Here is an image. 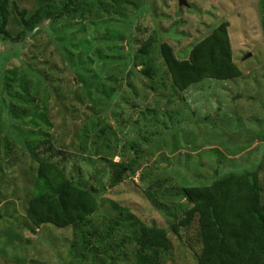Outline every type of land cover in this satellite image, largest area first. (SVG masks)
<instances>
[{
  "label": "rangeland",
  "instance_id": "374dc122",
  "mask_svg": "<svg viewBox=\"0 0 264 264\" xmlns=\"http://www.w3.org/2000/svg\"><path fill=\"white\" fill-rule=\"evenodd\" d=\"M77 2L78 16L0 41V264H79L74 229L27 219L41 162L97 192L94 264L136 262L119 209L165 232L166 264H196L198 218L171 232L190 208L184 188L257 171L264 204V0ZM223 22L241 78L179 92L160 45L187 58Z\"/></svg>",
  "mask_w": 264,
  "mask_h": 264
},
{
  "label": "trees",
  "instance_id": "16d2710c",
  "mask_svg": "<svg viewBox=\"0 0 264 264\" xmlns=\"http://www.w3.org/2000/svg\"><path fill=\"white\" fill-rule=\"evenodd\" d=\"M24 1H35L31 11L21 8L18 0H0V41L22 44L44 21L78 16L77 0ZM159 49L174 87L182 93L207 80L231 81L242 76L233 60L227 22L196 43L187 58L179 59L167 43ZM183 197L190 208L171 226V232L179 236L181 228H188L198 218L202 250L196 264H264V204L257 171L230 172L211 185L186 187ZM98 208L99 196L93 188H81L50 164L40 163L27 219L35 229L45 225L74 229L80 240L79 264L98 260V249L90 241L91 218ZM119 214L121 221L135 229V264H166L171 244L165 232L142 224L125 209H119ZM111 250L105 248L104 256Z\"/></svg>",
  "mask_w": 264,
  "mask_h": 264
},
{
  "label": "water",
  "instance_id": "95a60500",
  "mask_svg": "<svg viewBox=\"0 0 264 264\" xmlns=\"http://www.w3.org/2000/svg\"><path fill=\"white\" fill-rule=\"evenodd\" d=\"M179 1V5L183 6V7H187V0H178ZM250 57V54L247 56V58Z\"/></svg>",
  "mask_w": 264,
  "mask_h": 264
}]
</instances>
